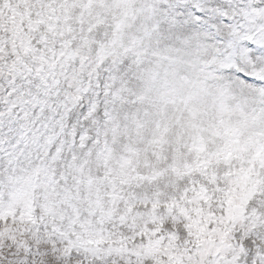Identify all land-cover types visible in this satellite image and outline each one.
<instances>
[{"label": "snow or ice", "instance_id": "obj_1", "mask_svg": "<svg viewBox=\"0 0 264 264\" xmlns=\"http://www.w3.org/2000/svg\"><path fill=\"white\" fill-rule=\"evenodd\" d=\"M0 264H264V0H0Z\"/></svg>", "mask_w": 264, "mask_h": 264}]
</instances>
